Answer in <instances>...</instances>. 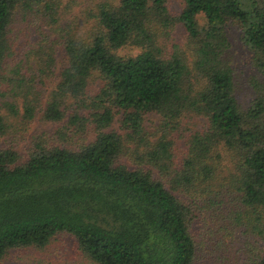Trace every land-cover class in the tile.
Segmentation results:
<instances>
[{"label": "trees", "instance_id": "16d2710c", "mask_svg": "<svg viewBox=\"0 0 264 264\" xmlns=\"http://www.w3.org/2000/svg\"><path fill=\"white\" fill-rule=\"evenodd\" d=\"M177 1L0 0V259L65 231L96 264H264V0Z\"/></svg>", "mask_w": 264, "mask_h": 264}, {"label": "rangeland", "instance_id": "374dc122", "mask_svg": "<svg viewBox=\"0 0 264 264\" xmlns=\"http://www.w3.org/2000/svg\"><path fill=\"white\" fill-rule=\"evenodd\" d=\"M69 2V5L67 4ZM91 0H62L60 23L64 24L69 22L73 15L79 14L81 9L88 5ZM173 6L176 9L178 1L173 0ZM20 18V16H18ZM203 19V16H200ZM46 29V28H45ZM49 32V31H48ZM230 46L228 48V59L235 70V76L238 81V97L244 102L249 99L248 92V76L254 72V68L250 62L251 52L248 47L243 43L240 37V31L233 25L228 28ZM53 37L56 33L51 31ZM173 39L178 41L183 47L187 48L186 34L184 27L181 23H177L171 31ZM37 35H35L36 37ZM58 45V44H57ZM59 47V45H58ZM56 69L58 73L61 66V53L56 54ZM58 80L55 75L49 81L47 86L51 87ZM99 86V79L93 76L90 80L91 91L94 92ZM246 100H245V99ZM122 112L117 111L111 125L108 128H113L122 131L120 120ZM160 121V115L155 112H146L144 114L143 123L148 130H154ZM54 122H43L39 119L34 120L29 129L24 133V140L17 143V149L21 154L25 153V146L28 145L31 138L41 131L51 132L53 130ZM185 132L187 131L184 129ZM5 142L4 137H0V148ZM0 264H96L83 255L78 249L76 238L65 231H60L54 234L44 246H21L11 248L4 257L0 259Z\"/></svg>", "mask_w": 264, "mask_h": 264}]
</instances>
